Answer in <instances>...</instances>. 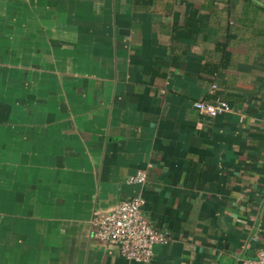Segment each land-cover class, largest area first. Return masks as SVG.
Here are the masks:
<instances>
[{
    "label": "crops",
    "instance_id": "obj_1",
    "mask_svg": "<svg viewBox=\"0 0 264 264\" xmlns=\"http://www.w3.org/2000/svg\"><path fill=\"white\" fill-rule=\"evenodd\" d=\"M136 194L170 233L144 263L92 236ZM262 246L264 0H0V264H245Z\"/></svg>",
    "mask_w": 264,
    "mask_h": 264
},
{
    "label": "built area",
    "instance_id": "obj_2",
    "mask_svg": "<svg viewBox=\"0 0 264 264\" xmlns=\"http://www.w3.org/2000/svg\"><path fill=\"white\" fill-rule=\"evenodd\" d=\"M192 108L198 115L213 118L230 112L231 108L224 101L197 99L192 101ZM146 174L137 170L130 175V183L143 184ZM144 197L136 194L122 199L117 206L106 214L92 220V236L104 245L114 246L119 255L129 261L148 262L154 256L155 247L165 245L170 233L154 227L143 215ZM245 264H264V246L260 247L254 258Z\"/></svg>",
    "mask_w": 264,
    "mask_h": 264
}]
</instances>
